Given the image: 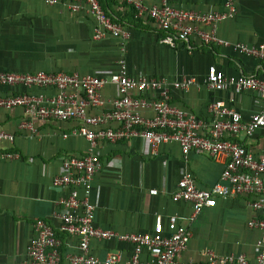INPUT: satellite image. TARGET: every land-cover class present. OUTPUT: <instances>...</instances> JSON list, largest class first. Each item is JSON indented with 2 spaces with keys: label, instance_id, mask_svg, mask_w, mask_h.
I'll use <instances>...</instances> for the list:
<instances>
[{
  "label": "crops",
  "instance_id": "1",
  "mask_svg": "<svg viewBox=\"0 0 264 264\" xmlns=\"http://www.w3.org/2000/svg\"><path fill=\"white\" fill-rule=\"evenodd\" d=\"M108 14L130 31L126 40L112 37L95 40L96 23L83 12H73L63 5L51 6L46 0H0V72L66 73L107 78L127 67L129 76L164 79L171 87L172 106L210 125L213 103L228 108L249 120L262 110V101L254 92L237 94L233 89L213 90L207 83L209 68L216 66L227 78L258 76L264 79V61L236 50L238 45L257 48L264 45V0H232L237 15L217 25L222 43L204 45L197 37L175 46L161 43L165 33L149 15L139 12L124 0H99ZM230 0H169L178 9L202 14L223 12ZM206 32L210 27L200 26ZM227 44V45H226ZM187 79L195 82L189 89L174 88ZM43 95L53 99L56 88L0 87V98L18 95ZM106 104L91 115L112 109L111 101L121 96L119 87L108 84L101 90ZM134 96L135 94L132 93ZM152 101V92L143 96ZM144 118H154L150 109L139 111ZM1 130L15 136V142L0 143V151L21 155L15 161H0V264H16L27 258L34 237L36 220L49 221L62 241V264L80 254L79 239L60 231L56 214L63 212L60 201L68 189L54 187V179L64 173L63 162L70 156L85 157L90 143L72 135L81 121L31 119L22 108L0 110ZM109 127L115 128V124ZM99 128L91 127L97 131ZM206 131L201 130L204 134ZM68 135V137H65ZM244 145L255 156L264 154V129L246 138ZM96 153L102 168L95 175L91 202L96 207V226L119 236L133 233L153 234L158 217L168 234L169 219L177 217L180 225L192 232V239L178 259L206 264L209 253L217 256L243 254L257 264L259 241L264 233L249 226L259 216L252 207V196L219 199L214 208L194 216L188 202H175L173 195L184 172H190L201 189L221 182L225 164L202 152L188 158L178 143L163 144L154 156L148 142L136 137L117 143L100 142ZM158 191L157 195L151 194ZM90 253L101 260L116 253L117 264H129L135 245L114 238L93 240ZM140 259L150 260L144 249Z\"/></svg>",
  "mask_w": 264,
  "mask_h": 264
},
{
  "label": "built area",
  "instance_id": "2",
  "mask_svg": "<svg viewBox=\"0 0 264 264\" xmlns=\"http://www.w3.org/2000/svg\"><path fill=\"white\" fill-rule=\"evenodd\" d=\"M134 7L139 15L148 14L158 28L165 33L161 43L175 46L178 42H189L197 37L204 45L222 43L217 37V25L234 18L237 8L232 0L225 4L223 12L202 14L173 7L169 0H124ZM51 6L63 5L73 12H83L96 23L94 39L109 37L126 40L130 31L115 21L102 7L99 0H46ZM200 26L210 27L206 32ZM227 45V44H226ZM238 51L264 61V45L250 48L238 45ZM119 73L107 78L80 76L66 73H12L0 72V87L23 86L25 88H56L59 95L53 99L43 95H18L0 98V110L22 108L31 119L56 121H81V126L72 129V135L84 137L91 150L83 158L70 156L63 162L64 173L54 179V187L68 189L69 195L60 203V231L79 239L80 254L69 257L70 264H117L119 254H112L101 260L91 255L93 240L121 241L135 245L136 253L129 264H196L185 263L178 259L192 239V232L180 225L177 217L169 219V233L165 234L161 217H158L153 234L133 233L119 236L96 226V207L91 202L95 175L101 170L102 163L96 148L100 142L117 143L139 137L149 143L154 156L158 155L163 144L178 143L183 155L188 158L191 152H202L216 161L225 164L221 182L210 189L197 186L193 175L186 171L178 184V192L173 195L175 202H188L194 207V216L206 208H214L219 199L241 195L252 196L251 207L259 216L249 222L252 228L264 233V154L255 156L244 145L246 138L253 137L264 129V79L258 76L227 78L216 66L209 68L207 83L213 90L233 89L237 94L254 92L262 101V110L249 120H243L240 113L228 108L223 102L213 103L210 111L214 121L204 124L194 116L172 106L171 87L164 79L131 77L124 63ZM195 82L187 79L175 83L174 88L189 89ZM108 84L119 87L121 96L111 101L110 111L91 115L90 109L98 110L106 104L101 90ZM152 92L153 100L143 96ZM132 93L135 95L133 96ZM150 109L154 118H144L140 110ZM115 124V128L109 127ZM91 127L99 128L97 131ZM201 130L206 131L204 134ZM68 137V135H65ZM15 142V136L1 130L0 143ZM21 155L11 151H0V161L12 162ZM151 194L157 195L158 191ZM62 241L52 224L38 219L34 223V237L31 239L27 258L16 264H62ZM257 264H264V236L259 241ZM147 249L150 260L142 262L141 253ZM206 264H251L243 254L217 256L209 253Z\"/></svg>",
  "mask_w": 264,
  "mask_h": 264
},
{
  "label": "trees",
  "instance_id": "3",
  "mask_svg": "<svg viewBox=\"0 0 264 264\" xmlns=\"http://www.w3.org/2000/svg\"><path fill=\"white\" fill-rule=\"evenodd\" d=\"M100 2V1H99ZM102 5V4H101ZM103 7V6H102ZM104 8V7H103Z\"/></svg>",
  "mask_w": 264,
  "mask_h": 264
}]
</instances>
